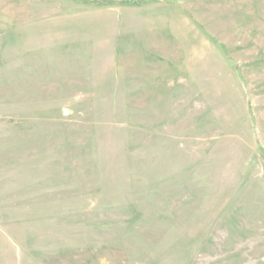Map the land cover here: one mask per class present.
<instances>
[{"label":"rangeland","instance_id":"374dc122","mask_svg":"<svg viewBox=\"0 0 264 264\" xmlns=\"http://www.w3.org/2000/svg\"><path fill=\"white\" fill-rule=\"evenodd\" d=\"M0 264H264V0H0Z\"/></svg>","mask_w":264,"mask_h":264}]
</instances>
